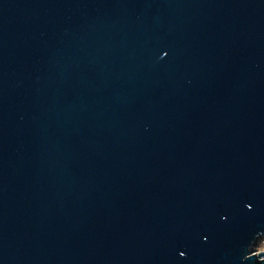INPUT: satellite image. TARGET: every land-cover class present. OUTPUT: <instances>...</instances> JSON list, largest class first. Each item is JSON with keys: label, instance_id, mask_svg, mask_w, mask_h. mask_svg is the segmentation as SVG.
Segmentation results:
<instances>
[{"label": "water", "instance_id": "water-1", "mask_svg": "<svg viewBox=\"0 0 264 264\" xmlns=\"http://www.w3.org/2000/svg\"><path fill=\"white\" fill-rule=\"evenodd\" d=\"M264 0H0V264H264Z\"/></svg>", "mask_w": 264, "mask_h": 264}, {"label": "built area", "instance_id": "built-area-1", "mask_svg": "<svg viewBox=\"0 0 264 264\" xmlns=\"http://www.w3.org/2000/svg\"><path fill=\"white\" fill-rule=\"evenodd\" d=\"M264 251V243L259 246L257 253Z\"/></svg>", "mask_w": 264, "mask_h": 264}]
</instances>
